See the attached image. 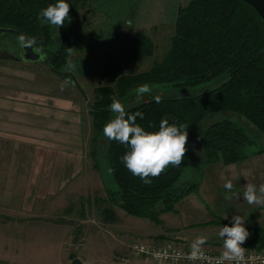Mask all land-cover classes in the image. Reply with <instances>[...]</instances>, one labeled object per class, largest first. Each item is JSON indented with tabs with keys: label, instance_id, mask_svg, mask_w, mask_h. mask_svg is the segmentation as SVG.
Here are the masks:
<instances>
[{
	"label": "rangeland",
	"instance_id": "obj_1",
	"mask_svg": "<svg viewBox=\"0 0 264 264\" xmlns=\"http://www.w3.org/2000/svg\"><path fill=\"white\" fill-rule=\"evenodd\" d=\"M189 1L87 0L78 12V40L67 55L60 73L53 69L50 61L58 44L59 35L55 26H51L55 39L51 48L39 49L31 44L35 53L42 57L38 61L24 59L18 36L0 35V90L9 89L11 96L15 91L28 88L80 91L83 117L80 140L75 138V145L66 146V151L76 156L74 165L81 158L82 168H74L79 172L65 179L50 177L49 181L54 183V187L50 186L52 192L47 191L48 187L43 189L37 185L41 173H49L50 176L54 172L58 174L71 162H47L44 157L54 155L56 151L52 150L55 148L39 149L37 152L29 150L32 156L38 154L37 161H11L10 157L3 158L5 154H11L13 147L7 143L0 145V264H71L72 257L94 264L95 258L90 256L92 247L103 246L104 237L114 239V264H130L136 259L154 264L147 258L132 255V247L138 242L148 245L173 242L185 248L174 237L137 235L136 227L142 226L131 219L139 218L131 217L115 206L117 202L115 200V204L112 200V194L117 187L104 155L108 139L103 133L96 138L89 105L94 101L93 90L96 87L115 85L113 79L103 76V67L132 27L135 29L132 30L142 32L152 41L154 54L135 61L125 72L126 75L147 71L163 57L174 33L176 10L185 7ZM142 87L148 91L141 94L139 89ZM175 94L177 91L169 86L141 85L132 89L129 96L120 102L127 109L152 97ZM223 120L241 128L253 141L247 151L248 158L241 163L224 165L220 161L208 162L205 158L202 134L209 126ZM260 150H264V135L242 116L220 111L206 117L193 137L187 139L186 153L179 166V184L195 186V192L184 197L183 203L206 202V210L216 221L233 223V215H241L246 220L244 226L247 229L264 228V206L248 205L242 196L247 183H254L257 187L264 183V153L255 155ZM95 171L97 176L94 174L96 180H93L90 172ZM91 180L94 183L97 181V186H93ZM227 183L233 185L232 191L240 194L239 200L226 198L232 196V191L225 187ZM106 210L112 211L113 217L105 215ZM174 211L175 207L168 213ZM161 215L159 225L142 219L147 224H144L145 233L158 231L156 226L161 227L164 233L170 232L163 225ZM246 242L248 238L241 246L251 248L246 247Z\"/></svg>",
	"mask_w": 264,
	"mask_h": 264
},
{
	"label": "trees",
	"instance_id": "obj_2",
	"mask_svg": "<svg viewBox=\"0 0 264 264\" xmlns=\"http://www.w3.org/2000/svg\"><path fill=\"white\" fill-rule=\"evenodd\" d=\"M87 0H66L69 19L58 30V44L53 49L51 65L60 73L66 57L78 40L77 18ZM58 0H0V27L19 32L41 49L54 44L51 25L38 19V13ZM70 21V22H69ZM154 54L152 41L142 32L131 29L103 67V76L115 85L93 90L89 105L92 127L99 138L104 125L112 118V99L125 100L132 89L141 85L169 86L177 94L159 97L131 106L137 123L146 131H158L165 117L172 124H187L188 139L199 124L211 114L225 111L238 114L264 135V25L256 12L242 0H190L179 7L174 33L167 51L144 72L126 75L138 59ZM253 141L229 121L217 122L202 134L201 145L208 162L224 165L241 163ZM126 145L108 140L104 155L116 184L113 201L127 215L161 224L159 216L173 211L175 205L195 192L193 184H179L181 169L169 165L159 176L145 184L122 163ZM264 153L260 150L255 155ZM116 200V202H115ZM105 215L113 217L106 210ZM218 226L232 223L217 220ZM246 247H264V228H248ZM75 257H72V260Z\"/></svg>",
	"mask_w": 264,
	"mask_h": 264
},
{
	"label": "crops",
	"instance_id": "obj_3",
	"mask_svg": "<svg viewBox=\"0 0 264 264\" xmlns=\"http://www.w3.org/2000/svg\"><path fill=\"white\" fill-rule=\"evenodd\" d=\"M132 29L134 28L132 27ZM48 89L28 88L24 91H15L12 96L9 95V89L0 90V145L7 143L13 147L11 154H5L3 158L10 157L11 161L18 162L20 159L37 161L36 156L38 154L32 156L29 150L35 149L37 152L39 149L55 148L52 150L56 151L54 155L44 157L47 162L52 160L58 163L71 162V164L65 165L63 172H60L62 175L55 172L51 176L49 173H41V179L37 182V185L43 187V189L48 187L47 191L52 192L50 186L54 187V183L49 181L50 177L54 179L58 176L65 179L75 174V172H79L77 169L82 168L81 158L74 165L73 162L76 161V156L71 152L68 153L66 146L75 145V138H77V141L80 140L79 132L82 131L83 117L81 112L82 94L80 91L77 93L76 91ZM87 122L91 124L90 119ZM24 152L25 155H23ZM0 159H2V156ZM74 168L77 169L74 171ZM94 174L96 175V171L90 172L92 179L96 180ZM93 180H91V183ZM95 185L97 186V181L93 184V186ZM41 192L45 191L41 190ZM184 200L175 206L174 212L161 215L163 225L170 231L169 233H164V230L160 229L159 226H156V228H159L158 231L145 233L144 224H147L143 222L144 220L131 219L137 225L142 226L136 227L137 235L174 237L185 248H190L193 239L203 233L209 237L204 245V250L220 253L223 241L218 237V231L221 227L214 224L216 220L206 210L207 203L191 201L185 205ZM117 214L120 217L119 213ZM122 214L124 213L122 212ZM104 238L105 244L103 246L94 245L92 247V255L90 256L95 258L94 264H114V252L112 250L115 245L114 239L113 237ZM76 258L83 264H88L82 258ZM130 264H151V262L136 259L131 261Z\"/></svg>",
	"mask_w": 264,
	"mask_h": 264
},
{
	"label": "clouds",
	"instance_id": "obj_4",
	"mask_svg": "<svg viewBox=\"0 0 264 264\" xmlns=\"http://www.w3.org/2000/svg\"><path fill=\"white\" fill-rule=\"evenodd\" d=\"M69 11V3L66 0H58L42 9L38 13V19L61 28L65 20L70 18ZM147 91L146 87L139 89L141 94ZM156 100L160 102L159 97ZM109 110L113 117L104 125L103 135L108 140L128 147L129 150L122 157V163L134 176L140 177L145 184H150L149 177L159 176L169 165H181L186 153L189 125L170 124L165 117L160 121L158 131L149 132L137 123V116L142 118V114L128 113L116 98L112 99ZM225 187L229 191L233 189L231 183H227ZM242 196L248 205L264 206V183L259 187L254 183H247ZM226 198L239 200L240 194L232 191V196ZM232 221V226H222L218 231V237L223 241L219 256L206 255L204 245L209 237L201 233L193 239L187 259L192 262L204 261L205 264H241L245 253V248L241 245L250 233L244 226L246 220L243 216L233 215Z\"/></svg>",
	"mask_w": 264,
	"mask_h": 264
},
{
	"label": "built area",
	"instance_id": "obj_5",
	"mask_svg": "<svg viewBox=\"0 0 264 264\" xmlns=\"http://www.w3.org/2000/svg\"><path fill=\"white\" fill-rule=\"evenodd\" d=\"M190 248L180 247L173 242L148 245L135 243L132 247L134 257L147 258L154 264H205L204 261L192 262L187 259ZM206 255L216 257L220 253L205 251ZM241 264H264V247L260 249L245 248Z\"/></svg>",
	"mask_w": 264,
	"mask_h": 264
},
{
	"label": "water",
	"instance_id": "obj_6",
	"mask_svg": "<svg viewBox=\"0 0 264 264\" xmlns=\"http://www.w3.org/2000/svg\"><path fill=\"white\" fill-rule=\"evenodd\" d=\"M244 3L249 5L258 15L262 24L264 25V0H242ZM3 34H11L16 35L20 39V44L22 46V50L24 52V59L26 61H38L42 60V57L35 53V47L31 45V43L26 40L19 32L0 27V35ZM49 65V69L52 70V67ZM71 264H83L79 259L75 258L71 261Z\"/></svg>",
	"mask_w": 264,
	"mask_h": 264
}]
</instances>
